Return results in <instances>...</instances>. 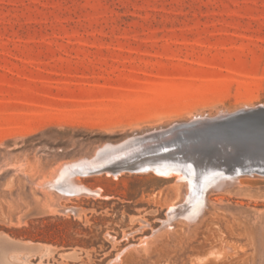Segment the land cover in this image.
<instances>
[{"label":"rangeland","instance_id":"374dc122","mask_svg":"<svg viewBox=\"0 0 264 264\" xmlns=\"http://www.w3.org/2000/svg\"><path fill=\"white\" fill-rule=\"evenodd\" d=\"M261 106L264 0H0V264H264L262 175L165 228L174 178L76 175L96 196L57 178L106 144L212 117L196 140Z\"/></svg>","mask_w":264,"mask_h":264},{"label":"bare ground","instance_id":"6f19581e","mask_svg":"<svg viewBox=\"0 0 264 264\" xmlns=\"http://www.w3.org/2000/svg\"><path fill=\"white\" fill-rule=\"evenodd\" d=\"M261 108L264 109V106ZM243 112L244 118L240 122L206 131L207 133H202L201 138L206 137L203 140H195L192 135L195 129L214 127L216 123L208 121L212 119L210 116L199 117L193 120L194 123H176L168 130L161 129L131 137L120 144H106L99 147L96 156L92 158L64 163L57 172V178L62 173L69 174L70 187L62 195H101L98 191L82 186L76 175L86 177L105 173L116 176L125 171L149 175L153 173L162 179L174 178L176 189L184 187L186 191L180 202L185 203L179 206L175 201L168 203V219L163 222L162 227H167L176 217L185 218L190 223L195 222L203 216L201 214L209 204L211 192L240 185L244 175L264 176V127L260 125L264 123V111L256 112L254 109L246 113L245 109ZM226 114L228 112H222L220 116ZM112 162L117 165H111ZM194 171H201V175H205L200 187H194ZM197 180L198 177L195 181ZM176 192L178 194L179 191ZM111 240L114 241V238L111 237ZM115 260L117 263L120 261L118 257Z\"/></svg>","mask_w":264,"mask_h":264},{"label":"water","instance_id":"95a60500","mask_svg":"<svg viewBox=\"0 0 264 264\" xmlns=\"http://www.w3.org/2000/svg\"><path fill=\"white\" fill-rule=\"evenodd\" d=\"M262 111H264V109H262ZM260 125L264 127V123L263 122Z\"/></svg>","mask_w":264,"mask_h":264}]
</instances>
